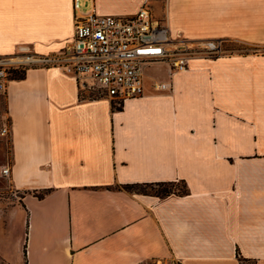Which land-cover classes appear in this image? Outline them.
<instances>
[{
	"label": "crops",
	"instance_id": "obj_1",
	"mask_svg": "<svg viewBox=\"0 0 264 264\" xmlns=\"http://www.w3.org/2000/svg\"><path fill=\"white\" fill-rule=\"evenodd\" d=\"M81 2L0 0V56L58 51L77 17L144 5L173 36L239 48L193 57L183 70L146 66L144 93L121 108L81 98L74 76L55 67L9 79L0 257L264 264V0H83L82 10ZM182 181L186 194L124 188Z\"/></svg>",
	"mask_w": 264,
	"mask_h": 264
},
{
	"label": "built area",
	"instance_id": "obj_2",
	"mask_svg": "<svg viewBox=\"0 0 264 264\" xmlns=\"http://www.w3.org/2000/svg\"><path fill=\"white\" fill-rule=\"evenodd\" d=\"M223 42L190 39L180 32L173 36L145 5L133 15L91 13L77 17L69 41L58 51L22 53L16 62L0 57V92L14 69L55 67L74 76L81 98L105 97L120 107L144 93L146 66L167 63L173 70H183L193 57L215 58L233 50ZM1 133H8L7 125ZM2 173L9 175V164ZM0 264L8 263L0 257Z\"/></svg>",
	"mask_w": 264,
	"mask_h": 264
},
{
	"label": "rangeland",
	"instance_id": "obj_3",
	"mask_svg": "<svg viewBox=\"0 0 264 264\" xmlns=\"http://www.w3.org/2000/svg\"><path fill=\"white\" fill-rule=\"evenodd\" d=\"M84 3L83 0L81 2V10L83 9ZM223 46L226 49H233V48H239V47H235V45H230L228 43L223 42ZM19 54L16 55H9V56H5V57H15L18 56ZM3 57V56H0ZM163 64L161 65L158 64V68L162 67ZM157 65V64H155ZM166 65V64H165ZM154 73H158L156 71L155 68H153ZM16 72L11 73L8 78L11 79L12 77L17 76ZM114 106L119 107L117 105H115V103L113 102ZM9 122V117L7 116V108H6V98H5V93L0 92V167L2 166H6L10 163L11 160V141H10V137L9 135H5L2 134V128L4 127L5 124H8ZM3 178L2 175H0V180ZM172 188L174 190H178V189H182V183L178 182L175 183ZM139 190L141 191H146V192H150V193H158V192H162L163 190V186L162 185H146V186H142L139 187Z\"/></svg>",
	"mask_w": 264,
	"mask_h": 264
},
{
	"label": "trees",
	"instance_id": "obj_4",
	"mask_svg": "<svg viewBox=\"0 0 264 264\" xmlns=\"http://www.w3.org/2000/svg\"><path fill=\"white\" fill-rule=\"evenodd\" d=\"M13 72H16L17 76L15 77H12V78H16V77H21L24 73V70L23 69H14ZM114 108H121L122 106L120 107H116L114 106V104L112 105ZM182 183V189H178V190H174L172 188V186L175 184L174 182H159V183H145V184H141V183H136V184H126L124 185V188L128 189V190H139V187H142V186H146V185H162L163 186V190L162 192H158V193H154V194H157L159 196H166V195H169L171 193H176V194H186L188 193V188H187V185L184 181L180 182ZM143 192H146V191H143Z\"/></svg>",
	"mask_w": 264,
	"mask_h": 264
},
{
	"label": "bare ground",
	"instance_id": "obj_5",
	"mask_svg": "<svg viewBox=\"0 0 264 264\" xmlns=\"http://www.w3.org/2000/svg\"><path fill=\"white\" fill-rule=\"evenodd\" d=\"M21 60H22V57L21 56H15V57H12L11 58V61H14V62L21 61Z\"/></svg>",
	"mask_w": 264,
	"mask_h": 264
}]
</instances>
